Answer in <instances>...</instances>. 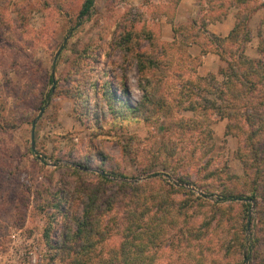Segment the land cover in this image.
<instances>
[{
  "label": "rangeland",
  "instance_id": "1",
  "mask_svg": "<svg viewBox=\"0 0 264 264\" xmlns=\"http://www.w3.org/2000/svg\"><path fill=\"white\" fill-rule=\"evenodd\" d=\"M84 2L0 0V264H61L53 246L67 242L62 234L75 228L71 222L69 227V214L80 212L87 187L98 189L99 173L111 181L102 190L108 196L120 182H144L155 175L177 183L175 171L181 168L177 161L181 158L198 161L196 168L204 182L201 189L219 182L218 189L233 188L234 176H241L243 182L252 179L256 169L251 166L258 165L263 156V151L257 158L252 156L245 133H226V118L214 115L198 129L193 113L176 105L171 95H163L168 104L164 110H172L167 116L149 121L128 109L121 111V103L136 107L144 100L139 86L146 79L137 71L136 55L163 52L161 12L173 14L175 0L167 8L162 0H93L90 12L80 17ZM229 12L232 15L236 9ZM248 26L250 38L244 52L254 59L261 56L259 47L264 45V3ZM181 32L175 35L176 52L183 55L189 52L192 34ZM221 44L224 52H238L236 42ZM165 52L172 51L166 47ZM167 59L171 75L165 86L170 87L172 69L181 56L177 55L175 63ZM223 66L221 71L226 63ZM203 76L224 80L222 74ZM181 104L186 105L185 101ZM209 173L214 174L212 178L207 177ZM216 177L221 180L213 181ZM260 180L257 201L249 210L250 236L258 231V219H264V180ZM183 185L202 194L198 186ZM161 188L158 183L151 185V191L163 192ZM172 196L169 204L187 201L197 217L202 213L220 216V205L226 209L224 217L233 216L237 206L234 203L229 209V202H220L217 194L206 195L203 201L184 193ZM214 222L208 228L211 232L216 229ZM230 228L227 220L221 230L229 232ZM198 236L188 237L197 238L192 243L195 247L201 245ZM220 236L215 239L220 243L228 237ZM254 250L264 252V243ZM179 258L176 255V261Z\"/></svg>",
  "mask_w": 264,
  "mask_h": 264
},
{
  "label": "trees",
  "instance_id": "2",
  "mask_svg": "<svg viewBox=\"0 0 264 264\" xmlns=\"http://www.w3.org/2000/svg\"><path fill=\"white\" fill-rule=\"evenodd\" d=\"M168 1L170 3L171 0ZM258 1L210 0L208 7L202 9L198 20H191L189 26L180 24L175 29L176 35L182 34V29L190 31L191 43H200L203 54L210 50L219 54L226 63L225 70L221 71L224 77L222 82L215 78L208 80L198 73L200 57H192L189 52H183V55L182 52L177 53L175 37L172 41L159 43L163 46V52H155V55L138 52L137 71L146 79V83L139 86L144 100H140L136 107L120 104L121 111L128 109L141 119L151 121L154 117L159 118L158 115L167 116L172 112L164 110L168 106L163 98L165 94L175 98L178 102L176 105H182L181 109L193 113V121L198 129L211 121L214 115L226 118L227 134L232 131L239 136L245 133L246 144L255 158L259 151H263L260 163L251 166L253 170L256 169L251 173L252 179L246 173L249 180L245 182V179L241 180V176H234L236 182L233 188L222 186L218 189L219 182L217 185L210 183L207 188L201 189L204 182H201V171L196 168L198 161L195 164L178 158L181 168H176L175 181L179 185L171 182L170 178L155 175L144 182H120L115 191L106 196L102 194V190H106L105 184L111 181L106 175L99 173L98 189L87 187L84 190L86 200L81 202L82 209L78 213L69 214V227L71 222L75 228L71 227L69 234H62L63 241L67 242L53 246L55 258L60 259L61 264H264V252L254 250L257 245L264 243V234L260 236V231L264 232L263 217L258 219V231L255 235H248L252 219L249 214L251 203L257 201V189L261 184L259 180H264V45L259 47L261 56L254 59L247 58L244 52L245 43L250 38L249 19L258 6L264 3ZM176 4L177 0L174 8ZM92 7L93 0H85L80 17L87 15ZM231 7L236 9V22L228 37L219 39L209 34L206 31L207 23L220 19ZM170 13L161 12L171 18L172 12ZM222 42L226 45L236 42L238 52H224ZM165 46L172 52H165ZM177 55L181 56L178 63ZM167 56L172 58L173 63L176 62L172 69L174 74L170 87L167 84L165 86L171 75ZM192 62V66L188 67ZM203 93H208L209 96ZM182 101L186 105L181 104ZM180 122L189 126L182 119ZM171 169L175 170L173 166ZM192 174L196 175L195 181L192 180ZM212 175L214 174L209 173L207 177ZM220 180V177H216L213 181ZM153 183L161 184L163 192L151 191ZM183 184L200 187L202 194L196 195ZM173 193H184L197 201L205 200L206 195L217 194L220 202H229V209L235 207L234 203L237 206L233 216L227 215V218L224 217L226 209L222 205L221 217H217L215 213H202L197 217L194 212L189 211L193 204L187 201L178 206L169 204V200L175 198ZM213 220L216 229L211 232L208 228ZM227 220L231 231L224 232L221 227ZM195 235H201L198 236L201 240L198 247L192 245L197 238L189 240ZM218 235H221L219 238L223 235H228L229 238L220 243L215 240ZM116 236L119 237L118 242ZM67 243L69 245L65 246ZM219 252L223 253L222 256H217L216 253ZM176 255L180 256V261H176Z\"/></svg>",
  "mask_w": 264,
  "mask_h": 264
},
{
  "label": "crops",
  "instance_id": "3",
  "mask_svg": "<svg viewBox=\"0 0 264 264\" xmlns=\"http://www.w3.org/2000/svg\"><path fill=\"white\" fill-rule=\"evenodd\" d=\"M160 3L167 5L169 1L162 0ZM208 4V0H177L172 17L169 18L166 14H162L160 17L161 39L172 41L176 35V27L180 24H187L191 20H198L202 9L207 8ZM231 9L233 7L229 8L220 19L207 23L206 31L219 39L228 37L236 22V12L232 16L229 12ZM188 50L192 57H200L201 63L198 67L200 75L213 73L218 76V74H221V68H224L225 62L215 51L210 50L203 54V46L198 42L191 43Z\"/></svg>",
  "mask_w": 264,
  "mask_h": 264
},
{
  "label": "water",
  "instance_id": "4",
  "mask_svg": "<svg viewBox=\"0 0 264 264\" xmlns=\"http://www.w3.org/2000/svg\"><path fill=\"white\" fill-rule=\"evenodd\" d=\"M34 129H35V120H34L33 123H32V129H31V133H32V146H33V144H34V141H33Z\"/></svg>",
  "mask_w": 264,
  "mask_h": 264
}]
</instances>
